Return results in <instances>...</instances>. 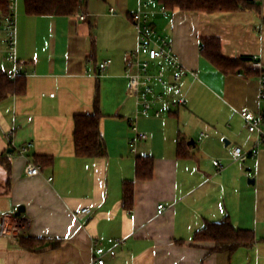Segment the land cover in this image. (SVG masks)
<instances>
[{"label": "crops", "instance_id": "obj_1", "mask_svg": "<svg viewBox=\"0 0 264 264\" xmlns=\"http://www.w3.org/2000/svg\"><path fill=\"white\" fill-rule=\"evenodd\" d=\"M254 1L260 12L170 10L160 0H85L79 13L87 19L82 20L76 13L28 15L18 0L17 55L25 63L27 88L0 100V158L12 167L8 181L0 163V264H94V241L108 247V238L120 237L125 244L105 264H264V144L256 146L258 136L241 115L264 110L261 72L247 62L244 70L226 74L201 53L203 38L218 37L226 56L256 54L264 62V0ZM139 9L149 12L156 30L170 36L187 71L178 90L152 82L166 100L137 119L147 138L134 152L129 120L136 99L129 95L126 61L137 46L132 14ZM107 59L111 64L100 71ZM13 69L7 56H0V73ZM152 69H163L173 80L175 68L166 62L155 61ZM98 89L107 155L80 158L74 116L94 111ZM180 97L185 105L168 103ZM10 130L15 146L34 143L26 157L12 145ZM180 142L189 156L179 154ZM236 146L245 159H233ZM139 155L154 159L150 180L136 176ZM41 156L53 161L43 165L41 174L26 176L27 159ZM127 180L134 181L132 209L123 206ZM161 203L165 209L158 213ZM21 205L25 212L16 216ZM83 207L93 213L79 219L75 212ZM225 216L238 228L253 230L257 243L213 253L212 243L193 240L206 221ZM22 234L63 242L32 252L20 246Z\"/></svg>", "mask_w": 264, "mask_h": 264}, {"label": "trees", "instance_id": "obj_2", "mask_svg": "<svg viewBox=\"0 0 264 264\" xmlns=\"http://www.w3.org/2000/svg\"><path fill=\"white\" fill-rule=\"evenodd\" d=\"M25 11L28 15L36 16H69L81 12L85 6V0H23ZM167 9L179 8L181 10H197L208 13L236 12L242 10H255L260 12V4L254 0H160ZM10 0H0V12H9ZM201 53L210 60L215 67L226 74L244 70L251 56L229 57L223 54L221 40L218 37L202 39ZM27 82L24 73L18 74L13 80L7 74L0 73V100L9 94L22 95L26 92ZM100 93L97 90L92 113H80L74 116L75 129V154L77 157L97 158L107 155L105 138L101 131V120L104 113L100 103ZM179 143L180 155H188L187 147ZM189 146V145H188ZM43 168L47 162H52L51 156H41L34 160ZM41 162V163H40ZM0 163L5 166L10 175L11 163L5 158H0ZM154 175V159L151 155H139L136 163V176L141 180H150ZM134 181L127 180L123 184V206L132 209L134 205ZM197 243L210 242L213 253H232L242 247H252L259 239L251 229H243L235 226L230 216H225L218 221H206L203 227L198 229L193 237ZM264 240V238H263ZM60 238L33 237L22 234L19 237L20 246L28 251L43 252L58 248L62 245Z\"/></svg>", "mask_w": 264, "mask_h": 264}, {"label": "built area", "instance_id": "obj_3", "mask_svg": "<svg viewBox=\"0 0 264 264\" xmlns=\"http://www.w3.org/2000/svg\"><path fill=\"white\" fill-rule=\"evenodd\" d=\"M114 9H112L113 11ZM17 11L18 0H10L9 12L2 14L0 12V56L6 55L8 60L14 64L12 72L7 74L10 80L22 73V67L25 65L17 55ZM77 16L86 20L87 15L84 13H76ZM132 21L137 29L138 42L136 49L131 52L126 61V75L129 79V95L136 99V113L130 118L131 128L134 136L131 139V147L134 152L137 151V144L140 140H145L147 134L139 130L137 119L140 116L149 115L155 102H165L166 96L163 92H158L152 82H157L162 86L170 85L174 90L180 87V79L187 69L183 66L179 55L175 52L171 45V38L168 34L160 33L156 30L151 22L149 12L139 9L132 14ZM155 61H164L175 68L172 74L173 80L167 78V73L163 69L154 71L152 63ZM252 68L259 70V96L260 101L264 105V62L258 55L253 54L249 61ZM111 64V59H107L100 64V71L106 70ZM197 75L195 72H192ZM168 103L171 106H183L186 104L184 97L177 100H170ZM160 110H156L155 114L160 115ZM242 117L247 123V128L250 132L256 133L258 136L256 146L259 147L264 144V110L254 112L251 110H243ZM11 143L13 142V130L8 132ZM208 134H203V137ZM202 137V138H203ZM201 138V139H202ZM34 143L27 141L15 146V150L22 156H27L28 151L33 148ZM246 155L243 153L242 147L236 146L233 151V159H245ZM218 171L223 169V165L219 160H214ZM26 176L33 177L41 174V168L31 159H27L24 168ZM251 175V172H249ZM50 180L52 177L49 178ZM165 209L163 203L158 206V213H162ZM93 213L91 207H83L77 209L75 214L79 219L90 216ZM125 238H108V247L100 243L98 240L94 241L93 263L105 264L107 256L115 257L117 254V247L125 244ZM72 264V263H69Z\"/></svg>", "mask_w": 264, "mask_h": 264}, {"label": "water", "instance_id": "obj_4", "mask_svg": "<svg viewBox=\"0 0 264 264\" xmlns=\"http://www.w3.org/2000/svg\"><path fill=\"white\" fill-rule=\"evenodd\" d=\"M193 142H194V139H191L189 143L191 144ZM249 181L250 182H255V179L254 178H250ZM24 212H25V207L21 205V206H19L17 212H15V215L16 216H21Z\"/></svg>", "mask_w": 264, "mask_h": 264}, {"label": "rangeland", "instance_id": "obj_5", "mask_svg": "<svg viewBox=\"0 0 264 264\" xmlns=\"http://www.w3.org/2000/svg\"><path fill=\"white\" fill-rule=\"evenodd\" d=\"M20 1V0H19ZM23 2H21V8H23V5H22Z\"/></svg>", "mask_w": 264, "mask_h": 264}]
</instances>
